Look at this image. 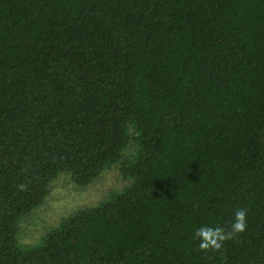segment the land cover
I'll return each mask as SVG.
<instances>
[{
	"label": "trees",
	"instance_id": "16d2710c",
	"mask_svg": "<svg viewBox=\"0 0 264 264\" xmlns=\"http://www.w3.org/2000/svg\"><path fill=\"white\" fill-rule=\"evenodd\" d=\"M114 163L129 186L20 243L61 172ZM0 264H264V0H0Z\"/></svg>",
	"mask_w": 264,
	"mask_h": 264
},
{
	"label": "rangeland",
	"instance_id": "374dc122",
	"mask_svg": "<svg viewBox=\"0 0 264 264\" xmlns=\"http://www.w3.org/2000/svg\"><path fill=\"white\" fill-rule=\"evenodd\" d=\"M131 184L125 177L119 163H114L88 185H77L70 174L61 172L50 187L44 203L20 223L19 241L22 244H37L52 228L71 213L99 204L113 192L124 190Z\"/></svg>",
	"mask_w": 264,
	"mask_h": 264
},
{
	"label": "clouds",
	"instance_id": "9594fccd",
	"mask_svg": "<svg viewBox=\"0 0 264 264\" xmlns=\"http://www.w3.org/2000/svg\"><path fill=\"white\" fill-rule=\"evenodd\" d=\"M20 188H24V185H20ZM246 217V210L238 209L235 212V220L231 225V230L228 232H225L221 227L202 226L198 228L195 233V238L200 241L198 250L203 252L219 251L225 241L235 238L246 230Z\"/></svg>",
	"mask_w": 264,
	"mask_h": 264
}]
</instances>
